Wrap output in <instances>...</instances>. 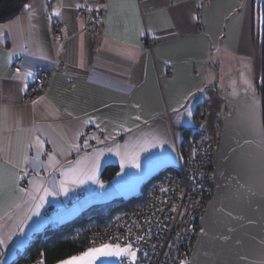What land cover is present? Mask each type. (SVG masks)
Segmentation results:
<instances>
[{"label": "crops", "instance_id": "0c3cea01", "mask_svg": "<svg viewBox=\"0 0 264 264\" xmlns=\"http://www.w3.org/2000/svg\"><path fill=\"white\" fill-rule=\"evenodd\" d=\"M135 3L140 9L139 17L131 8L122 10L121 0H87L88 6L101 9L97 34L86 31L82 7H76L83 6L82 0H27L24 5H29L28 9L23 6L14 17L0 21V27L10 25L0 42V165L6 177L15 170L9 157L16 152L18 140L21 151L29 156L36 154L26 147L34 124L42 129L45 141L50 139L57 145L64 143L63 134L72 136L77 129L81 132L75 141L81 147L64 156L56 153L55 167L67 166L68 161H80L81 167H88L90 160L86 157L96 149L115 145H120L122 152L139 151L143 139L152 135L168 141L140 152L139 169L125 164L122 170L120 156L105 151L96 171V179L103 187L91 181L75 185L70 177L69 190L46 197L40 215H33L22 225L28 196L8 183L0 190V239L5 241L0 245V264L12 260L46 226L69 220L92 204L133 194L152 175L175 167L185 147L184 130L194 126L198 106L207 109L208 133L215 137L216 119L226 112L229 102L218 87V70L226 72L235 60L248 59L260 77L263 0H212L208 6L201 5V0ZM55 9L60 15L53 14ZM193 14L199 19L192 20ZM54 18L58 19L60 38L53 33ZM140 26L145 29L144 35H137ZM149 27L154 31L147 32ZM146 36L153 41L151 49L145 47ZM9 53L13 55L9 57ZM17 58L21 72L56 68L33 100L35 104L25 100V92L21 91L25 81L17 79L12 69ZM81 59L83 69L78 67ZM32 81L33 77L29 78L27 85ZM189 92L193 95L190 102H185L183 97ZM180 103L190 107V118L181 109L177 120L171 109ZM137 104L139 109L134 107ZM137 115L140 120L134 119ZM90 116L95 122L82 125ZM121 124L123 129L119 128ZM18 127L29 131L18 134ZM109 133L112 138L106 139ZM85 139L87 147L83 146ZM52 151L53 144L46 142L45 152ZM150 154L157 162L146 171L144 165ZM40 156L47 161V155ZM107 164L117 165L118 171L104 180L101 172ZM41 171L44 174L40 176L47 179L48 174ZM34 175L29 168V175L20 179L19 187L32 191L29 181ZM54 179L59 183V173ZM19 227H23L22 232ZM122 257L125 256H100L92 264H120Z\"/></svg>", "mask_w": 264, "mask_h": 264}, {"label": "built area", "instance_id": "2783aa9c", "mask_svg": "<svg viewBox=\"0 0 264 264\" xmlns=\"http://www.w3.org/2000/svg\"><path fill=\"white\" fill-rule=\"evenodd\" d=\"M82 3L86 31L91 34L99 33L101 9L88 6L87 0H82ZM211 3L212 0H201V5L204 6ZM53 33L60 38L56 18ZM152 44V39L146 36L145 47L151 49ZM20 63V58L14 61L12 68L14 72L22 70ZM55 69L39 67L33 71V81L25 91L26 101H33L41 93ZM224 121L225 116L220 113L216 119L220 130ZM207 123V109L198 106L195 110L194 124L196 135L180 152L176 166L163 171L149 182L140 203L114 212L108 218L105 227L93 230L90 234L91 247L102 244L123 246L132 243L134 248L139 250L137 264H179L180 260L188 262L201 230L200 218L214 193L213 158L217 143L215 137L209 135ZM40 174L44 173L41 171ZM162 188L168 191L162 192ZM174 205L175 212L172 211ZM143 232H147L146 239L137 241L136 236ZM152 245L156 247L153 248ZM120 264H129V261L122 257Z\"/></svg>", "mask_w": 264, "mask_h": 264}, {"label": "snow or ice", "instance_id": "6c2138e0", "mask_svg": "<svg viewBox=\"0 0 264 264\" xmlns=\"http://www.w3.org/2000/svg\"><path fill=\"white\" fill-rule=\"evenodd\" d=\"M121 9H127L131 8L134 14L139 17L140 15V9L138 5L135 3V0H121ZM29 5H24L25 9H28ZM77 8L82 7L81 5L77 4ZM99 7V6H97ZM241 8L244 7L243 4L240 5ZM89 10L91 8L89 7ZM54 15H60L59 9L53 10ZM231 16V13L229 14ZM51 19V17H49ZM192 20H198L199 17L195 14L191 17ZM5 28H10V25H5L0 27V42L3 41L5 37ZM147 32L151 33L154 30L149 27L146 30ZM145 29L143 26H140L137 31V35H144ZM10 34V33H9ZM9 57L13 55V53L8 54ZM43 59H47V57H42ZM78 67L83 69L85 67L83 59H81V62L79 63ZM34 76L33 72L29 69L27 71L21 72L19 69L16 73V78L21 79L25 81L23 84L21 91L25 92L28 85L26 81L29 78H32ZM261 80L264 81V77H261ZM241 82L243 84V91L246 94V127L250 134L253 136H257L260 138V143L258 147L261 149V152L264 153V122H262L258 116V105L260 103L259 97L257 96L256 89L254 86V82L252 79H249L245 77L244 73H241ZM235 84V82H233ZM199 91H204V89H200ZM233 95H236V90L234 87ZM193 95L192 92H189L186 96L183 97V100L185 102H190L189 98ZM35 104L36 101H33ZM137 109H139L140 105H134ZM183 109V111L187 114V116L190 118L192 116V111L190 107L187 106L186 103H180L177 108H172L171 111L175 114H177V120H179V112ZM69 116H71V113H68ZM135 120H140V116L137 115ZM95 118L94 117H88L87 119H84L82 121V125H86L89 123H94ZM97 128H100V125H96ZM119 128L123 129V124L119 125ZM116 129H113L115 131ZM125 131H130L129 129H124ZM18 134L20 131L28 132L29 129H21L18 127L17 129ZM40 133V135H37L36 133ZM44 135L42 129H40L35 124L31 128V134L30 139L26 142V147L31 148L35 150V155L29 156L26 151H21L19 148V140H18V147L15 153L12 154V156L9 157L10 162L15 164V170L11 172L10 175L7 177L4 175V168L3 165H0V190H3L8 183L11 184L12 187H15L19 190L21 193H26L28 196V200L26 201V204L28 206V211L25 215V217L20 221L21 225L24 223H27L28 219H31L33 215H40V209L43 206V202L45 201L46 197L48 196H56L61 193H66L69 190L68 183L69 178L71 177V183L75 185H82L89 181L93 183L100 184V182L96 179V171L100 166V157L104 155L105 151L112 153L114 152L117 156H120L121 158V169L123 170L124 165L128 164L131 167L139 169L141 167V164L139 162V153L140 152H147L150 148H156L158 146L168 144V141L160 136L152 135L150 137H145L143 139V142L139 144V151H121L120 145H115L114 148H108V149H96L95 152L91 155L86 157L90 160V164L88 167H81V162L76 161L75 164H73L72 161L67 162V166H60L55 167V165L58 164V161L56 159V153H59V155L64 156L67 152L78 150L81 146L75 141L81 137V132L77 129L72 136H68L67 134H63V141L64 143L62 145H57L55 141L53 140H47L42 138ZM93 139H97L95 136L92 137ZM111 133L106 137V139H111ZM53 144V151L52 152H45V143ZM99 142V141H98ZM247 142V143H252ZM84 147L88 146V140H84ZM169 147L172 148V151L175 152L176 149L173 145L169 144ZM127 146H125V149ZM195 152V150H194ZM44 153L47 155L48 159L47 161L42 160L40 154ZM182 159V157H180ZM157 162L156 158L153 155H149L146 157V163L144 165L145 170L149 171L151 170V167ZM29 168L32 169L33 173L35 175L33 178L29 181V183L33 186L32 191L26 192L24 188L19 187V181L21 178L26 177L29 175ZM43 169L45 173L48 174L47 179L40 176V170ZM59 173L61 176V179L59 183L54 179L55 175ZM119 175V173H118ZM101 187H103L102 184H100ZM162 192H167L168 189L162 188ZM166 202V201H165ZM172 211H176L175 205L172 208ZM228 215H231V213H228ZM251 223V221H250ZM38 227V225H37ZM19 231H23V227L18 228ZM204 232V229H201V233ZM147 237V232H143L141 234H138L136 236L137 241H143ZM221 239H227V237H221ZM4 239H0V245L4 244ZM239 244L240 241H237ZM260 244L264 246V239H261ZM153 248L156 247V245H152ZM139 250L134 248L132 243H126L123 246L120 244H102L99 247L96 248H89L87 251L83 252L79 256H73L69 260H62L59 262V264H92V261H94L97 257L100 256H125L129 260V264H137L138 256L137 252ZM241 260H245V256H240ZM41 264L43 262L41 261ZM179 264H188L186 260H180ZM260 264H264V260L260 261Z\"/></svg>", "mask_w": 264, "mask_h": 264}, {"label": "water", "instance_id": "95a60500", "mask_svg": "<svg viewBox=\"0 0 264 264\" xmlns=\"http://www.w3.org/2000/svg\"><path fill=\"white\" fill-rule=\"evenodd\" d=\"M228 101L234 110L225 117L214 152L213 198L200 218L204 232L200 230L188 264H260L264 260L260 244L264 239V153L258 147L260 138L246 127L243 88ZM258 116L264 122L261 102Z\"/></svg>", "mask_w": 264, "mask_h": 264}, {"label": "trees", "instance_id": "16d2710c", "mask_svg": "<svg viewBox=\"0 0 264 264\" xmlns=\"http://www.w3.org/2000/svg\"><path fill=\"white\" fill-rule=\"evenodd\" d=\"M27 0H0V21L14 17ZM261 24V75L256 81L257 96L261 102V112L264 120V0ZM194 126L184 130L182 146H188L194 138ZM184 149V148H182ZM174 167H171L173 169ZM118 171L115 164H107L101 172V178L108 180ZM163 171L152 175L138 191L125 197H118L106 202L95 203L82 210L77 216L62 223L46 226L34 234L27 245L17 252L7 264H55L70 256L80 254L91 247L90 234L93 230L105 227L110 215L114 212L132 206L133 202L143 200L144 192L149 182ZM137 204V203H136Z\"/></svg>", "mask_w": 264, "mask_h": 264}, {"label": "rangeland", "instance_id": "374dc122", "mask_svg": "<svg viewBox=\"0 0 264 264\" xmlns=\"http://www.w3.org/2000/svg\"><path fill=\"white\" fill-rule=\"evenodd\" d=\"M229 65L230 67H228V70H225L226 72H222V70H218L219 71L218 87L224 91L223 93L226 95L228 99L235 98L240 95L241 88H243V84L241 82V73H244L245 77L253 80L256 89V81L260 77L257 76L251 61H249L248 59L235 60L233 62V66L232 64ZM256 77L258 78L256 79ZM233 82H235V84H233ZM240 85H242V87H239ZM234 87L237 93L236 95L232 94ZM256 93H257V89H256ZM231 107L232 105L230 104V102H228L226 111ZM225 115L226 112H224L223 116ZM215 132H216L215 142L218 143L219 136L221 133L218 122H216ZM136 203H139V201L133 202L132 204H136Z\"/></svg>", "mask_w": 264, "mask_h": 264}, {"label": "flooded vegetation", "instance_id": "af4514ba", "mask_svg": "<svg viewBox=\"0 0 264 264\" xmlns=\"http://www.w3.org/2000/svg\"><path fill=\"white\" fill-rule=\"evenodd\" d=\"M233 106L230 108V109H227V111H226V115L228 114V113H230V115H232L233 114ZM226 115H225V117H226Z\"/></svg>", "mask_w": 264, "mask_h": 264}]
</instances>
